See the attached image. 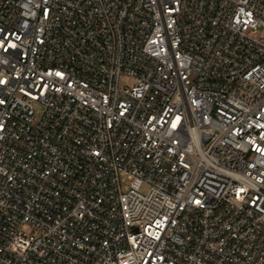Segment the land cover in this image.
Returning <instances> with one entry per match:
<instances>
[{"label": "built area", "instance_id": "1", "mask_svg": "<svg viewBox=\"0 0 264 264\" xmlns=\"http://www.w3.org/2000/svg\"><path fill=\"white\" fill-rule=\"evenodd\" d=\"M0 264H264V0H0Z\"/></svg>", "mask_w": 264, "mask_h": 264}, {"label": "rangeland", "instance_id": "2", "mask_svg": "<svg viewBox=\"0 0 264 264\" xmlns=\"http://www.w3.org/2000/svg\"><path fill=\"white\" fill-rule=\"evenodd\" d=\"M121 83L124 84V83H125V80H122ZM142 191H143V192H146V191H147V188H146V187L143 188Z\"/></svg>", "mask_w": 264, "mask_h": 264}]
</instances>
